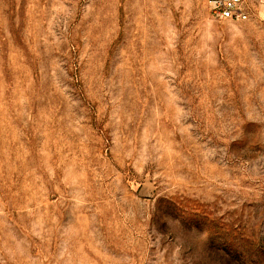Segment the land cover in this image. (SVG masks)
<instances>
[{
    "label": "rangeland",
    "instance_id": "obj_1",
    "mask_svg": "<svg viewBox=\"0 0 264 264\" xmlns=\"http://www.w3.org/2000/svg\"><path fill=\"white\" fill-rule=\"evenodd\" d=\"M0 264H264V14L0 0Z\"/></svg>",
    "mask_w": 264,
    "mask_h": 264
},
{
    "label": "built area",
    "instance_id": "obj_2",
    "mask_svg": "<svg viewBox=\"0 0 264 264\" xmlns=\"http://www.w3.org/2000/svg\"><path fill=\"white\" fill-rule=\"evenodd\" d=\"M206 3L217 21H246L254 8L264 14V0H206Z\"/></svg>",
    "mask_w": 264,
    "mask_h": 264
}]
</instances>
